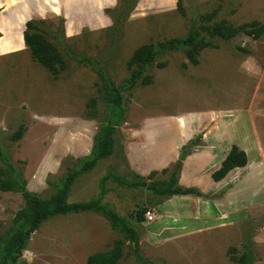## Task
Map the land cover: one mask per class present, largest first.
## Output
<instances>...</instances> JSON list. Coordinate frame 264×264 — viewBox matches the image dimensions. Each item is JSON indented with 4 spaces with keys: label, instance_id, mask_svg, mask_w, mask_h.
Returning a JSON list of instances; mask_svg holds the SVG:
<instances>
[{
    "label": "rangeland",
    "instance_id": "obj_1",
    "mask_svg": "<svg viewBox=\"0 0 264 264\" xmlns=\"http://www.w3.org/2000/svg\"><path fill=\"white\" fill-rule=\"evenodd\" d=\"M207 15L213 17L202 22ZM26 21L62 57L65 69L56 77L25 47ZM218 22L264 26V0H0V28L7 30L0 40V140L26 189L45 196L90 155L106 116L99 71L118 85L129 77L128 61L138 47L183 39L192 25L210 40L208 29ZM212 43L196 65L184 51L166 53L157 60L163 68L148 69L149 84L124 94L123 159L100 162L70 193L72 202L95 198L108 172L162 183L181 148L197 139L180 162L178 185L200 197L159 198L107 182L102 205L138 229L136 244L101 215L56 216L31 235L23 264H86L115 240L124 242L118 264H237L232 257L246 245L250 264H264V34ZM21 126L25 132L13 141ZM233 145L246 153L247 165L213 182L211 174ZM23 206L19 193L0 191V237L11 232ZM140 209L147 212L138 224Z\"/></svg>",
    "mask_w": 264,
    "mask_h": 264
},
{
    "label": "trees",
    "instance_id": "obj_2",
    "mask_svg": "<svg viewBox=\"0 0 264 264\" xmlns=\"http://www.w3.org/2000/svg\"><path fill=\"white\" fill-rule=\"evenodd\" d=\"M177 6L180 8V2L177 3ZM212 17L213 15H207L202 16L200 19L202 22H208ZM25 27L23 42L29 50L31 58L43 66L51 76L56 77L65 69L62 57L32 22H27ZM240 34L255 40L264 34V26L253 22L234 27L225 22H218L208 29V37L210 38L208 40L192 25L187 36L183 39H172L138 47L128 61V67L133 68L129 77L118 85H115L99 71L100 93L106 107V116L94 138L91 153L77 168L68 170L60 178L57 185L53 184L55 187L45 196H38L26 189V181L21 172L11 163L0 140V191L19 193L24 202L23 208L15 214L11 232L5 237H0V264H23L20 259L31 235L47 220L69 214L94 213L101 215L115 231L123 236L124 240L136 244L139 239L138 229L102 205L104 196L107 193L105 187L107 182H111L120 188H143L159 198L168 199L173 196L189 195L200 197V193L196 189L183 188L178 185L180 162L186 158L188 149L197 140L195 139L181 148L178 163L169 172L167 180L162 183L146 182L144 178L131 172L126 173V175L108 172L100 178L98 183L99 193L95 198L80 202L70 201L72 188L82 176L91 173L100 162L113 155L123 159L118 128L126 119L127 110L124 94L133 90L139 84L150 83V78L146 74L148 69L154 65L157 68L164 67V63L157 62L158 59L168 52L180 50L184 51L192 65H196L198 54L205 48L214 47L213 40L228 42ZM75 60L80 64H91L87 59L76 58ZM90 106L94 109V102ZM24 132V128L19 127L11 139L13 141L19 140ZM247 162L246 153L233 145L221 162L220 167L210 177L213 182H220L231 171L244 168ZM162 172L166 173V170ZM155 174V172H152L148 179H152ZM146 212L145 209L137 210L136 219L138 224L145 221L144 215ZM123 243V240H115L109 250L88 256L86 264H118L123 255ZM244 250L241 256L232 257L237 264H250L252 255L250 254L249 245H246ZM138 259L142 260L140 256H138ZM142 264L150 263L142 260Z\"/></svg>",
    "mask_w": 264,
    "mask_h": 264
},
{
    "label": "water",
    "instance_id": "obj_3",
    "mask_svg": "<svg viewBox=\"0 0 264 264\" xmlns=\"http://www.w3.org/2000/svg\"><path fill=\"white\" fill-rule=\"evenodd\" d=\"M28 21L25 22V24L27 23ZM25 24H24V30H26V27H25ZM0 40L2 41V44L4 43V40H5V37H6V34H7V30L6 28H4V26H2L0 28Z\"/></svg>",
    "mask_w": 264,
    "mask_h": 264
},
{
    "label": "built area",
    "instance_id": "obj_4",
    "mask_svg": "<svg viewBox=\"0 0 264 264\" xmlns=\"http://www.w3.org/2000/svg\"><path fill=\"white\" fill-rule=\"evenodd\" d=\"M147 217L149 218V220H151V218H150L151 216H149V213H147Z\"/></svg>",
    "mask_w": 264,
    "mask_h": 264
}]
</instances>
